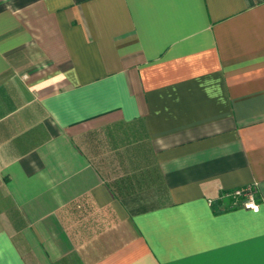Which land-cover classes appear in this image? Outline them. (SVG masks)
<instances>
[{"label":"crops","instance_id":"obj_1","mask_svg":"<svg viewBox=\"0 0 264 264\" xmlns=\"http://www.w3.org/2000/svg\"><path fill=\"white\" fill-rule=\"evenodd\" d=\"M0 264H264V0H0Z\"/></svg>","mask_w":264,"mask_h":264},{"label":"built area","instance_id":"obj_2","mask_svg":"<svg viewBox=\"0 0 264 264\" xmlns=\"http://www.w3.org/2000/svg\"><path fill=\"white\" fill-rule=\"evenodd\" d=\"M253 187L251 184L245 185L222 194V197L229 198V205L232 207L239 206L256 212L258 205L253 200Z\"/></svg>","mask_w":264,"mask_h":264},{"label":"rangeland","instance_id":"obj_3","mask_svg":"<svg viewBox=\"0 0 264 264\" xmlns=\"http://www.w3.org/2000/svg\"><path fill=\"white\" fill-rule=\"evenodd\" d=\"M228 200H229V198H228ZM230 201V200H229Z\"/></svg>","mask_w":264,"mask_h":264},{"label":"trees","instance_id":"obj_4","mask_svg":"<svg viewBox=\"0 0 264 264\" xmlns=\"http://www.w3.org/2000/svg\"><path fill=\"white\" fill-rule=\"evenodd\" d=\"M227 202H228V200H227Z\"/></svg>","mask_w":264,"mask_h":264}]
</instances>
